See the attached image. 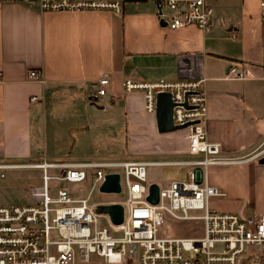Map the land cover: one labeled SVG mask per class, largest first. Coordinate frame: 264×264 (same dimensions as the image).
I'll return each instance as SVG.
<instances>
[{"label": "crops", "instance_id": "1", "mask_svg": "<svg viewBox=\"0 0 264 264\" xmlns=\"http://www.w3.org/2000/svg\"><path fill=\"white\" fill-rule=\"evenodd\" d=\"M206 1L215 10L208 31L193 25L168 28L160 17L169 11L166 0H123L122 13L41 12L22 0H0V163L10 164L4 170L28 168L43 179L41 168L26 164L56 157L53 162L143 160L156 162L149 167L164 168L172 165L166 161L191 158L188 128L160 132L156 115L146 110L145 93L125 91L126 78H205L209 138L221 142L227 155L249 156L262 148L264 0ZM235 65L249 78L229 77ZM31 69H41L46 82L30 80ZM104 71L111 84L109 93L101 96L97 80ZM35 94L42 99L33 103ZM51 100L70 103L65 115L73 148L78 133L81 140L94 143L96 129L118 133L123 128L126 148L131 143L132 152L138 153L57 160L64 155L49 145ZM258 159L209 168L210 183L226 192L212 200L214 209L249 218L264 214V163ZM174 179L167 178L165 185ZM159 180L149 173L151 183ZM42 185L31 184L29 201L20 204L34 203L32 190ZM113 201L120 200L102 202Z\"/></svg>", "mask_w": 264, "mask_h": 264}, {"label": "built area", "instance_id": "2", "mask_svg": "<svg viewBox=\"0 0 264 264\" xmlns=\"http://www.w3.org/2000/svg\"><path fill=\"white\" fill-rule=\"evenodd\" d=\"M22 1L41 12L107 10L122 13L124 10L123 0ZM166 4L169 11H162L160 17L168 28L193 25L202 31L211 29L215 10L206 0H166ZM229 77L249 78L236 65L230 68ZM28 78L46 82L41 69H31ZM110 84V74L104 71L97 80L96 93L107 95ZM123 88L127 92L143 91L146 110L151 114L157 111V94L171 92L175 124H188L192 157L164 163L191 166L190 178L174 179L160 186L159 202L152 203L147 198L151 184L148 167L156 162H51L44 157L26 164L42 169L43 185L33 188L34 203L0 204V264H76L90 261L93 254L107 262L132 259L137 264H240L239 257L249 247L259 252L251 251L247 264H264V214L249 218L214 209L212 200L225 196L226 192L211 184L208 175L212 165L262 157L264 146L249 156L240 157L224 154L221 142L209 138L205 78H126ZM40 99L42 97L35 94L31 102ZM9 166L0 163L1 175ZM118 168L122 171L116 170ZM51 169L57 173L50 172ZM115 171L121 173L125 215L120 224L112 223L108 215L113 229L101 225L102 214L96 212L89 197H75L64 187H59L56 193L51 191V180L82 182L94 177L101 183L107 172ZM166 217L202 220L204 232L194 236H160L159 228ZM217 243L222 244L220 249L216 248Z\"/></svg>", "mask_w": 264, "mask_h": 264}, {"label": "rangeland", "instance_id": "3", "mask_svg": "<svg viewBox=\"0 0 264 264\" xmlns=\"http://www.w3.org/2000/svg\"><path fill=\"white\" fill-rule=\"evenodd\" d=\"M53 103L52 108L48 111V128L52 133V142L50 145L53 151L64 155L58 157L57 160H72V159H84V158H95V159H110V158H125L129 155H133L138 152H132L131 143L126 148L127 135L124 133L123 128L118 133H112L111 131L101 132L95 130L96 140L93 142L81 140V134L78 133L80 138L76 148L72 147L74 138H72L67 129L69 128V119L66 118V106L70 105L69 102H60L51 100ZM94 130H91L93 132ZM49 137V135H48ZM79 152H90L91 155H85V157H75V154ZM52 160L56 157H51ZM42 160V159H39ZM48 161L53 162L51 159ZM190 166L174 164L168 165L164 168L150 166L148 172L153 175L155 174L160 180L158 184L160 186L165 185L167 178L177 179H189L190 178ZM122 171V169H116ZM153 170V172H151ZM5 176H0V197H5L4 201L0 204H20L23 201L28 200V191L32 188L31 184H42V177L38 178V174L34 170L28 168H16L10 170H4ZM50 172L57 173L55 169H51ZM35 177V178H34ZM39 179L41 181H39ZM51 191L57 192L59 187H64L70 190V192L77 197H89L91 203L96 205L99 202L117 199L124 201V192L121 193H109L100 190V182H97L94 177H90L82 182H70V181H58L51 180ZM191 214H196L195 211H191ZM101 225H107L113 229L108 215L104 214L100 216ZM204 232V223L202 220L190 219V220H176L171 217H166L159 228L160 236H194L202 235ZM121 234L120 232H115ZM221 243H217L216 248L220 249ZM251 251L256 253L259 250H255L254 247L249 249L239 257L240 264H247L248 254ZM84 261H78L76 264H137L136 261L130 259L125 261L107 262L102 256L93 254L89 262L83 263Z\"/></svg>", "mask_w": 264, "mask_h": 264}, {"label": "water", "instance_id": "4", "mask_svg": "<svg viewBox=\"0 0 264 264\" xmlns=\"http://www.w3.org/2000/svg\"><path fill=\"white\" fill-rule=\"evenodd\" d=\"M174 105L175 103L172 99L171 92H160L157 94V111L155 115L157 127L160 132L175 131L188 125L175 124L173 118ZM258 160L260 163H264V155ZM100 190L109 193H121V173L118 171L107 172L103 181L100 183ZM147 198L152 203L159 202L160 185L158 183L153 182L150 184ZM95 210L99 214L109 215L114 224H120L124 221L125 206L121 201L99 202L95 205Z\"/></svg>", "mask_w": 264, "mask_h": 264}, {"label": "trees", "instance_id": "5", "mask_svg": "<svg viewBox=\"0 0 264 264\" xmlns=\"http://www.w3.org/2000/svg\"><path fill=\"white\" fill-rule=\"evenodd\" d=\"M90 178V177H89Z\"/></svg>", "mask_w": 264, "mask_h": 264}]
</instances>
